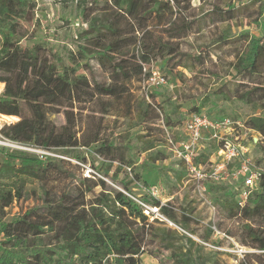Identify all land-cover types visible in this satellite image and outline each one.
Returning <instances> with one entry per match:
<instances>
[{"label":"trees","instance_id":"obj_1","mask_svg":"<svg viewBox=\"0 0 264 264\" xmlns=\"http://www.w3.org/2000/svg\"><path fill=\"white\" fill-rule=\"evenodd\" d=\"M91 1L98 9L82 11L87 28L79 38L86 45H79L78 56L85 58L87 48H94L98 65L104 70L133 59L139 62L113 72L108 84L91 85L76 75V69L53 60L42 43L23 45L21 26L33 20L35 1L0 0V84L4 86L0 115L18 118L4 125L0 134L64 155L80 146L94 147V152L108 162L103 176L113 185L94 176L72 181L67 168L71 165L63 158L40 160L9 152L15 161L0 163V179L16 182L17 188L0 184V264H141L144 253L156 255L154 249L169 253L168 264H221L219 254L206 248L212 230L198 242L162 220L150 221L145 206L156 208L182 230L188 228L177 219L169 203L162 205L150 194L134 197L132 183L148 185L141 175L136 174L132 180L118 179L122 169H132L128 146L122 147L109 137L101 139L96 132L91 140L81 141L76 126L86 106L103 98L120 101L128 97L127 83L144 80L148 76L145 66L157 59L183 57V42L199 37L209 26L218 32L212 38V49L241 44L232 65L240 82L233 89L230 82L226 83L212 94L264 109V3L259 1L255 17L254 13L245 17L254 18L248 24L254 23L259 29L257 36L244 29L233 31V27L243 25L240 19L251 10V5L242 0H198L197 4L195 0ZM195 52H202V47ZM199 59L195 54L191 62ZM69 60L75 61L74 55ZM185 64L176 66L188 68ZM208 100L192 112L200 113ZM108 112L106 105L101 108L102 114ZM49 114H62L64 124L53 125ZM245 126L264 139L263 117H250ZM208 156L203 154L197 162ZM115 163V171L110 174ZM25 180L39 182L43 197L23 214L6 220V209L23 196ZM17 181H21L20 186ZM220 185L210 187L219 195L216 202L228 218L239 220L240 244L259 251L256 262L264 264V227L253 225L257 219L264 222V175L242 209L236 202L237 192Z\"/></svg>","mask_w":264,"mask_h":264},{"label":"rangeland","instance_id":"obj_2","mask_svg":"<svg viewBox=\"0 0 264 264\" xmlns=\"http://www.w3.org/2000/svg\"><path fill=\"white\" fill-rule=\"evenodd\" d=\"M259 1L242 0L251 5V10L249 14H245L240 19L243 25L233 27V31L244 29L254 35H260L254 23L248 24L254 18H245L250 13H254L253 17L256 16ZM261 1L264 3V0ZM195 3L197 4L198 0H195ZM90 7L98 9V6L92 4L91 0H35L33 20L21 26L22 44L42 43L47 51L51 52L53 60L76 69V75L86 78L91 85L108 84L111 82L110 75L113 72L139 62L133 59L114 69L104 70L98 65L94 48H87L85 58L78 56L79 45H86L79 38V35L87 28L82 11ZM217 33L212 26H209L199 37H191L183 42L181 46L183 57L174 56L170 60L157 59L145 66L146 75L149 76L154 70L164 78V84L146 85L145 79L148 76L142 81L132 80L127 83L128 97L120 101L103 98L95 105L86 106L87 108L82 112V118L77 121V137L81 141H88L94 137V132H96L101 139L109 137L122 147L128 146L127 159L131 161L132 169L131 172H128L126 168L122 169L118 179L132 180L136 174L141 175L148 185L145 187L140 183H132L134 197L140 199L150 194L161 204L169 203L177 219L187 223L188 228L182 230L158 211L156 212V208L148 206L145 211L150 213L148 215L150 221L162 220L169 227L198 242H201L200 239L209 229L213 231L215 228L218 234L213 232L206 248L219 254L217 257L221 264H261L256 262V256L261 254L259 251L240 244L242 234L239 220L227 217L216 202L219 195L212 190L213 188L208 189L202 196L187 182L183 165L169 151L166 141V134L176 139L182 135L183 123L189 115L193 114L192 109L200 106L206 99L209 100L201 112L210 113L217 118L230 117L244 123L253 116L264 118V109L244 105L237 100L225 101L212 94L229 82L231 83L230 89H233L241 79L232 69L241 44L212 49V38ZM197 47H202V52L196 53ZM71 54L75 57L73 62L69 60ZM195 54H199L200 59L197 62H191V57ZM178 63H187L189 66L182 68L176 66ZM3 87V84H0V92L3 91ZM212 98H214L213 102ZM105 105L109 108L108 115L101 113V108ZM48 119L57 127L63 125L65 121L62 114H49ZM1 120L4 125H7L17 122L18 118H6L5 116L1 117ZM250 135L252 140L244 141L242 144L247 148L245 158L251 160L254 171L264 173V139L256 132ZM207 144L209 145L206 147L207 152H212L213 159L217 160L214 154L215 145L205 142L204 146ZM150 145L153 148L145 150ZM93 149L94 147L80 146L70 150L68 155L48 152V157L67 160L71 165L67 168L73 177L72 181L94 176L104 179L108 185L113 186L103 176L108 169V162L97 155ZM7 161L14 162L15 159L9 157V151L0 149V163ZM117 164L113 165L110 174L115 171ZM238 166L239 162L236 161L228 167L230 177L220 186L236 191L240 182L231 174L235 173ZM2 183L14 190L17 188L16 182L12 184V181L2 178L0 184ZM17 183L20 186L21 181ZM152 189H156L154 195H152ZM42 197L43 190L39 182L25 180L22 198L14 201L6 209L5 219L10 220L14 216L23 214L35 206ZM253 225L263 228L264 222L257 219L254 220ZM191 232L195 234L191 235ZM153 252L155 256L144 253L141 256V264H168L166 260L168 252L159 249H154ZM262 259L264 261V257Z\"/></svg>","mask_w":264,"mask_h":264},{"label":"built area","instance_id":"obj_3","mask_svg":"<svg viewBox=\"0 0 264 264\" xmlns=\"http://www.w3.org/2000/svg\"><path fill=\"white\" fill-rule=\"evenodd\" d=\"M164 83V78L154 70L145 79L146 85L159 86ZM1 117L0 115V132L4 126ZM183 124L182 135L176 139L166 134V141L169 151L183 165L187 182L203 196L212 185L227 182L230 177L228 167L237 161L238 169L231 176L240 182L236 188V202L240 209L244 208L252 192L258 189L261 175H264L253 170L251 160L245 158L247 148L242 145L244 141L252 140L250 134L254 131L248 129L239 119L217 118L204 112L189 115ZM205 142L215 145L214 154L217 160L213 159L211 152L207 160L197 162L203 154L208 153L206 147L209 145L204 146ZM0 149L10 153H25L43 160L49 155L48 151L8 140L1 134ZM155 191L156 189H152V195ZM145 213L148 214L146 211ZM213 232L218 234L215 228Z\"/></svg>","mask_w":264,"mask_h":264},{"label":"bare ground","instance_id":"obj_4","mask_svg":"<svg viewBox=\"0 0 264 264\" xmlns=\"http://www.w3.org/2000/svg\"><path fill=\"white\" fill-rule=\"evenodd\" d=\"M3 117V116H2Z\"/></svg>","mask_w":264,"mask_h":264}]
</instances>
